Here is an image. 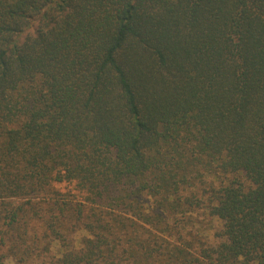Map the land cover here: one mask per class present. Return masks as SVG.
I'll return each mask as SVG.
<instances>
[{
  "label": "trees",
  "instance_id": "16d2710c",
  "mask_svg": "<svg viewBox=\"0 0 264 264\" xmlns=\"http://www.w3.org/2000/svg\"><path fill=\"white\" fill-rule=\"evenodd\" d=\"M49 255L264 264V0H0V264Z\"/></svg>",
  "mask_w": 264,
  "mask_h": 264
},
{
  "label": "rangeland",
  "instance_id": "374dc122",
  "mask_svg": "<svg viewBox=\"0 0 264 264\" xmlns=\"http://www.w3.org/2000/svg\"><path fill=\"white\" fill-rule=\"evenodd\" d=\"M190 226H187L189 229H195V230H204V232L206 233V237L205 238H209L211 241H215L218 240L215 235V232H217L219 230V222L215 219L211 220L208 216L204 215L201 213V211H199L197 214H192L191 218H190ZM197 221L199 223H197ZM194 225V226H193ZM50 254H54L56 256L57 254V249L54 246L51 249V253ZM43 259V261L45 262V264H49L50 262V255L41 258Z\"/></svg>",
  "mask_w": 264,
  "mask_h": 264
}]
</instances>
